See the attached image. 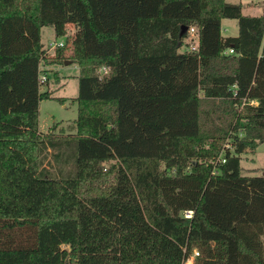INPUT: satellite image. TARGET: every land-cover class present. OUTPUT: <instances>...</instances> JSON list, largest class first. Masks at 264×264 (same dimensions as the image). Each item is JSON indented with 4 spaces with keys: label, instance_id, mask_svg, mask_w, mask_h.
I'll list each match as a JSON object with an SVG mask.
<instances>
[{
    "label": "trees",
    "instance_id": "16d2710c",
    "mask_svg": "<svg viewBox=\"0 0 264 264\" xmlns=\"http://www.w3.org/2000/svg\"><path fill=\"white\" fill-rule=\"evenodd\" d=\"M243 7L0 0V264H187L195 249L193 264H264V174L241 165L264 142V13ZM69 24L96 96L72 99L75 173L59 178L39 116L42 100L67 101L42 90L67 57L46 54L42 29Z\"/></svg>",
    "mask_w": 264,
    "mask_h": 264
},
{
    "label": "rangeland",
    "instance_id": "374dc122",
    "mask_svg": "<svg viewBox=\"0 0 264 264\" xmlns=\"http://www.w3.org/2000/svg\"><path fill=\"white\" fill-rule=\"evenodd\" d=\"M231 2H242L244 13L259 15L264 13V0H230ZM68 34L57 36L52 25H45L42 29V44L46 48L47 55L55 56L56 44L65 45L67 60L70 61L73 52L76 27L69 24ZM222 32L224 35H237L239 32L238 20L224 18L222 21ZM53 46V47H51ZM185 49V48H183ZM66 60V61H67ZM61 65L59 84L54 83L56 78L51 72L52 82L44 84L42 90L49 88L55 91L56 95L67 98L65 103L55 99H45L40 103L39 129L48 134L54 141L59 143L57 148H49L45 151L42 160L43 167L48 174L53 177H68L75 173L76 140L72 136L76 132L75 119L78 116V104L73 102L75 97H92L95 94L89 92L84 84V80L79 76V66L76 63H66ZM59 68V66H57ZM54 81V82H53ZM111 96L112 93H100L98 96ZM241 165L243 173L262 175L264 174V142L257 148L256 152L249 151L243 155Z\"/></svg>",
    "mask_w": 264,
    "mask_h": 264
},
{
    "label": "built area",
    "instance_id": "2783aa9c",
    "mask_svg": "<svg viewBox=\"0 0 264 264\" xmlns=\"http://www.w3.org/2000/svg\"><path fill=\"white\" fill-rule=\"evenodd\" d=\"M187 41L190 43V46H191L192 49H195L198 46V43H199V35H198V32H197V30H196L195 27H192L191 28V30H190V36L187 39ZM60 45H63V44L62 43H59V44H56L54 47L57 48ZM51 47H53V46H51ZM42 78L45 79L46 76L45 75H42ZM223 161H225V159ZM192 214H193V211L192 210H189V211L186 212V216L187 217H191ZM199 255H200V252L197 249H195L193 251V253L188 256V258L186 260V263L187 264H193Z\"/></svg>",
    "mask_w": 264,
    "mask_h": 264
},
{
    "label": "crops",
    "instance_id": "0c3cea01",
    "mask_svg": "<svg viewBox=\"0 0 264 264\" xmlns=\"http://www.w3.org/2000/svg\"><path fill=\"white\" fill-rule=\"evenodd\" d=\"M228 1H230V0H228ZM231 2V1H230ZM236 3H239V2H236ZM57 66H59V68L57 67ZM61 65L60 64H58V65H54V66H50L49 68L50 69H52V70H57V71H61ZM51 74V73H50ZM79 75H80V70H79V73H78Z\"/></svg>",
    "mask_w": 264,
    "mask_h": 264
},
{
    "label": "water",
    "instance_id": "95a60500",
    "mask_svg": "<svg viewBox=\"0 0 264 264\" xmlns=\"http://www.w3.org/2000/svg\"><path fill=\"white\" fill-rule=\"evenodd\" d=\"M187 29V27H184V30H186ZM66 63L68 64V63H70V61L69 60H67L66 61Z\"/></svg>",
    "mask_w": 264,
    "mask_h": 264
}]
</instances>
